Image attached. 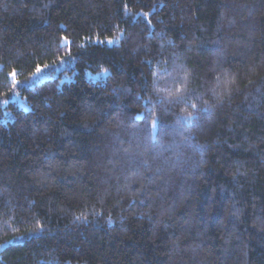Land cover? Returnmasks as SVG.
Instances as JSON below:
<instances>
[{
    "label": "trees",
    "instance_id": "trees-1",
    "mask_svg": "<svg viewBox=\"0 0 264 264\" xmlns=\"http://www.w3.org/2000/svg\"><path fill=\"white\" fill-rule=\"evenodd\" d=\"M15 91L0 264H264V0H0Z\"/></svg>",
    "mask_w": 264,
    "mask_h": 264
},
{
    "label": "rangeland",
    "instance_id": "rangeland-1",
    "mask_svg": "<svg viewBox=\"0 0 264 264\" xmlns=\"http://www.w3.org/2000/svg\"><path fill=\"white\" fill-rule=\"evenodd\" d=\"M48 67L45 68L44 66H40V68L42 69V71L40 73H37L35 75H31L29 79H25L24 81H20L16 76H15V80L17 82V84L19 83H23L26 85H33L35 83H39L45 79H49V78H53L56 76H59L61 80H71L74 77L75 72H69L67 70V66L65 64V60H62L56 64H51V65H47ZM108 70H103L100 72H94L90 69L87 70L86 74L88 77H92V78H101L104 77L105 75H107ZM18 101L20 103V105L22 107H24L25 109H29V104L26 102V100H24V98L17 92L15 91L12 96L10 98H0V102L3 103V105H7V103L9 101Z\"/></svg>",
    "mask_w": 264,
    "mask_h": 264
},
{
    "label": "snow or ice",
    "instance_id": "snow-or-ice-1",
    "mask_svg": "<svg viewBox=\"0 0 264 264\" xmlns=\"http://www.w3.org/2000/svg\"><path fill=\"white\" fill-rule=\"evenodd\" d=\"M108 43H112V41L109 40ZM44 67L47 68L48 66L45 65ZM41 71H42V69H41L39 66H37V68H36V72H35L33 75H35V74H37V73H40ZM10 75H11V77H12V79H13V82L16 83V80H15L16 73L13 72V73H11ZM193 107H195V105H193ZM154 124H155V122H154Z\"/></svg>",
    "mask_w": 264,
    "mask_h": 264
}]
</instances>
